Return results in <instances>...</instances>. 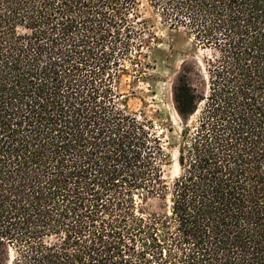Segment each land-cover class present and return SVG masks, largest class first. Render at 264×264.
<instances>
[{"label":"trees","instance_id":"obj_1","mask_svg":"<svg viewBox=\"0 0 264 264\" xmlns=\"http://www.w3.org/2000/svg\"><path fill=\"white\" fill-rule=\"evenodd\" d=\"M146 3L209 55L179 174L130 106ZM0 242L11 264H264V0H0Z\"/></svg>","mask_w":264,"mask_h":264},{"label":"rangeland","instance_id":"obj_2","mask_svg":"<svg viewBox=\"0 0 264 264\" xmlns=\"http://www.w3.org/2000/svg\"><path fill=\"white\" fill-rule=\"evenodd\" d=\"M140 12L150 24L149 34L143 38L141 59L147 65L146 78L140 81L124 78L121 87L135 93L130 100L132 109L144 112L160 126L159 131L172 156V164L166 167L165 173L169 180H173L179 174L175 165L180 133V118L173 101L174 89L179 80L187 76L200 92L204 91V62L209 52L200 49L182 29L164 26L146 3L140 7ZM13 256V250L0 242V264H11Z\"/></svg>","mask_w":264,"mask_h":264},{"label":"bare ground","instance_id":"obj_3","mask_svg":"<svg viewBox=\"0 0 264 264\" xmlns=\"http://www.w3.org/2000/svg\"><path fill=\"white\" fill-rule=\"evenodd\" d=\"M175 167L179 170V163L178 162H176Z\"/></svg>","mask_w":264,"mask_h":264}]
</instances>
